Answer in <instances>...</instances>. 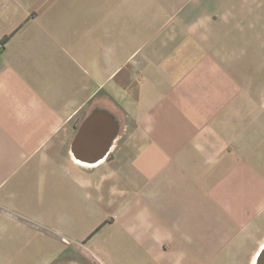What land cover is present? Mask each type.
Returning <instances> with one entry per match:
<instances>
[{
	"label": "crops",
	"instance_id": "0c3cea01",
	"mask_svg": "<svg viewBox=\"0 0 264 264\" xmlns=\"http://www.w3.org/2000/svg\"><path fill=\"white\" fill-rule=\"evenodd\" d=\"M0 43V264H257L264 0H0Z\"/></svg>",
	"mask_w": 264,
	"mask_h": 264
},
{
	"label": "water",
	"instance_id": "95a60500",
	"mask_svg": "<svg viewBox=\"0 0 264 264\" xmlns=\"http://www.w3.org/2000/svg\"><path fill=\"white\" fill-rule=\"evenodd\" d=\"M91 130L108 132L103 145L93 147L83 144L84 136ZM119 131L120 122L112 112L106 108H94L83 121L73 144L72 152L75 158L89 164L100 162L110 153ZM257 264H264V247L259 253Z\"/></svg>",
	"mask_w": 264,
	"mask_h": 264
},
{
	"label": "rangeland",
	"instance_id": "374dc122",
	"mask_svg": "<svg viewBox=\"0 0 264 264\" xmlns=\"http://www.w3.org/2000/svg\"><path fill=\"white\" fill-rule=\"evenodd\" d=\"M0 47L2 48L3 47V45H1V43H0ZM98 107H100V108H104V106H98ZM94 109V108H93Z\"/></svg>",
	"mask_w": 264,
	"mask_h": 264
},
{
	"label": "trees",
	"instance_id": "16d2710c",
	"mask_svg": "<svg viewBox=\"0 0 264 264\" xmlns=\"http://www.w3.org/2000/svg\"><path fill=\"white\" fill-rule=\"evenodd\" d=\"M1 45H3V43H1ZM95 108H99V107H95ZM86 118H87V117H86ZM86 118H85V119H86ZM85 119H84V120H85Z\"/></svg>",
	"mask_w": 264,
	"mask_h": 264
}]
</instances>
